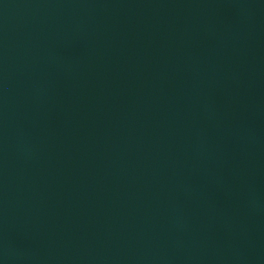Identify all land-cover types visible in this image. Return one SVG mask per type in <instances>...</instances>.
I'll list each match as a JSON object with an SVG mask.
<instances>
[{
  "label": "water",
  "instance_id": "95a60500",
  "mask_svg": "<svg viewBox=\"0 0 264 264\" xmlns=\"http://www.w3.org/2000/svg\"><path fill=\"white\" fill-rule=\"evenodd\" d=\"M0 264H264V0H0Z\"/></svg>",
  "mask_w": 264,
  "mask_h": 264
}]
</instances>
